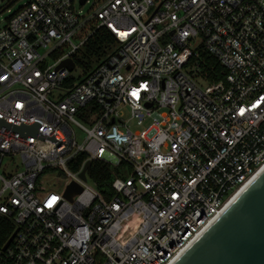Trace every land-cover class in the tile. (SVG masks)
I'll return each instance as SVG.
<instances>
[{"label":"built area","instance_id":"1","mask_svg":"<svg viewBox=\"0 0 264 264\" xmlns=\"http://www.w3.org/2000/svg\"><path fill=\"white\" fill-rule=\"evenodd\" d=\"M81 1L0 24V264H173L264 166V0ZM86 163L116 168L110 199Z\"/></svg>","mask_w":264,"mask_h":264},{"label":"water","instance_id":"2","mask_svg":"<svg viewBox=\"0 0 264 264\" xmlns=\"http://www.w3.org/2000/svg\"><path fill=\"white\" fill-rule=\"evenodd\" d=\"M64 65L73 69L71 62ZM12 130L34 134L37 127ZM89 167L86 163L80 174L83 180ZM80 192L72 183L65 197L71 201ZM173 264H264V171Z\"/></svg>","mask_w":264,"mask_h":264},{"label":"trees","instance_id":"3","mask_svg":"<svg viewBox=\"0 0 264 264\" xmlns=\"http://www.w3.org/2000/svg\"><path fill=\"white\" fill-rule=\"evenodd\" d=\"M113 44V38L105 29H100L96 32L83 47L80 53L78 65H83L85 68L91 67L101 58L109 47ZM204 57H208L203 54ZM213 64L211 58H207ZM72 81H75L72 79ZM83 160V156L78 157V164ZM116 168L105 163H92L89 169V176L94 184L95 189L105 198L110 199L113 196L111 182L115 177ZM11 224L6 219L0 218V245L4 244L11 233Z\"/></svg>","mask_w":264,"mask_h":264},{"label":"rangeland","instance_id":"4","mask_svg":"<svg viewBox=\"0 0 264 264\" xmlns=\"http://www.w3.org/2000/svg\"><path fill=\"white\" fill-rule=\"evenodd\" d=\"M28 0H21L20 2L14 4L12 7L8 8L9 11L6 10H3L1 11L0 10V24L3 25L5 23V21L7 20V18L9 16H11L12 14H14L17 9L22 6L23 3L27 2ZM91 2L93 0H90ZM10 2V0H0V9L4 8L8 3ZM90 9V4L86 5L84 8H83V12L86 13L87 11H89ZM93 68V66L91 67ZM83 70L77 66L76 69L71 73V77L76 81V82H79L82 78H83ZM75 130V133H76V140L78 143H82L84 138H85V134L83 133V131H81L80 129L78 128H74ZM15 170L19 171L15 164H10L8 166H6V172L8 173H14ZM63 178V177H62ZM57 178L56 177H51L49 180L50 182H55ZM46 191H49L46 190ZM61 189L58 190V192H60Z\"/></svg>","mask_w":264,"mask_h":264},{"label":"bare ground","instance_id":"5","mask_svg":"<svg viewBox=\"0 0 264 264\" xmlns=\"http://www.w3.org/2000/svg\"><path fill=\"white\" fill-rule=\"evenodd\" d=\"M264 171V166L249 180L245 183V185H243L236 193L235 195L230 199V201L227 203V205L225 206L223 212L233 203V201H235V199L237 197H239L241 195V193H243V191H245L249 185ZM222 212V213H223Z\"/></svg>","mask_w":264,"mask_h":264}]
</instances>
